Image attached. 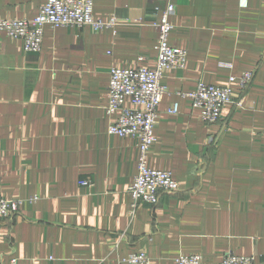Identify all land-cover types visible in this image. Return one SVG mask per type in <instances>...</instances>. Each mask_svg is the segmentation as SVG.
I'll list each match as a JSON object with an SVG mask.
<instances>
[{"label":"crops","instance_id":"0c3cea01","mask_svg":"<svg viewBox=\"0 0 264 264\" xmlns=\"http://www.w3.org/2000/svg\"><path fill=\"white\" fill-rule=\"evenodd\" d=\"M46 1L0 0V19H32ZM92 2L114 27L46 25L38 53L0 30V192L19 201L0 219V264H127L120 258L131 252L148 264L182 253L218 264L228 251L264 264V0ZM168 2V42L187 60L162 78L147 164L170 171L178 188L130 214L138 148L107 132L109 71L155 66V8ZM247 70L242 91L229 77ZM199 80L230 87L241 105L204 122L176 94Z\"/></svg>","mask_w":264,"mask_h":264},{"label":"built area","instance_id":"2783aa9c","mask_svg":"<svg viewBox=\"0 0 264 264\" xmlns=\"http://www.w3.org/2000/svg\"><path fill=\"white\" fill-rule=\"evenodd\" d=\"M92 3V0H47L32 19H0V30L10 37L21 39L26 52L38 53L42 48L46 25L74 28L89 25L94 30L114 27L117 23L115 17L104 21L93 16ZM246 3L247 0H239L240 6H245ZM155 12L157 19L152 24L157 31L155 66L112 67L107 87L108 102L105 112L111 118L107 132L122 138L131 137L138 148L136 173L128 189L131 197L130 214L139 204L156 205L162 193L174 192L178 188V182L170 171L153 169L147 164V154L155 140L154 128L159 117L158 106L166 92L161 82L162 78L169 70L183 69L187 60L186 49L172 47L168 42L172 28L169 18L174 12V5L168 2L162 7L157 6ZM223 65L231 66L228 63ZM253 76L254 71L247 70L238 76L231 75L229 81H237L240 90L243 91L249 86ZM176 94L190 98L191 107L198 110L200 118L206 123L218 121L225 104L241 105L242 102L241 99L234 101L230 87L207 84L200 80L193 91L177 90ZM168 112L177 113V103H174ZM81 184L92 186L89 180H83ZM18 209V200L6 199L0 192V219L11 216ZM120 260L127 264L149 263V257L145 252H131ZM9 264H17V260L13 258ZM174 264H203V258L200 254L182 253L175 258ZM218 264L259 263L254 255H237L228 251Z\"/></svg>","mask_w":264,"mask_h":264},{"label":"rangeland","instance_id":"374dc122","mask_svg":"<svg viewBox=\"0 0 264 264\" xmlns=\"http://www.w3.org/2000/svg\"><path fill=\"white\" fill-rule=\"evenodd\" d=\"M221 117V116H220ZM220 119V118H219ZM217 122V121H216Z\"/></svg>","mask_w":264,"mask_h":264}]
</instances>
